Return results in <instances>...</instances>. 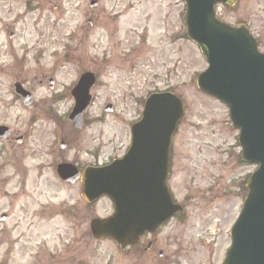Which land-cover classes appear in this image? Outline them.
Returning <instances> with one entry per match:
<instances>
[{
    "label": "rangeland",
    "instance_id": "374dc122",
    "mask_svg": "<svg viewBox=\"0 0 264 264\" xmlns=\"http://www.w3.org/2000/svg\"><path fill=\"white\" fill-rule=\"evenodd\" d=\"M90 1L0 0V124L27 136L21 146L0 143V216H6L0 264H130L109 242L90 236L89 222L109 214L107 202L88 207L80 185L61 183L55 167L70 163L81 170L120 159L144 100L160 92L175 94L184 108L171 146V188L185 205L184 224L172 227L170 236L192 260L204 257L209 264L212 255L218 264L239 207L229 184L256 167L239 164L237 131L226 108L196 89L206 64L184 36V4L97 0L90 11ZM217 17L245 25L264 53V0H237L230 11L219 7ZM19 69L21 77L34 78L29 109L10 94ZM85 72L96 83L82 128L75 130L67 120L70 90ZM42 77L54 81L52 91L47 83L36 86ZM107 105L111 113L103 112Z\"/></svg>",
    "mask_w": 264,
    "mask_h": 264
},
{
    "label": "water",
    "instance_id": "95a60500",
    "mask_svg": "<svg viewBox=\"0 0 264 264\" xmlns=\"http://www.w3.org/2000/svg\"><path fill=\"white\" fill-rule=\"evenodd\" d=\"M183 1L186 36L207 63L196 79L197 88L227 107L232 126L239 131L243 160L258 165L247 182L248 193L222 264H264V54L257 52L256 42L243 26L230 27L215 19L216 4L230 8L236 0ZM93 83V76L84 74L71 91L74 107L68 119L76 129L81 127ZM26 99L23 103L28 104ZM182 115L181 101L175 95H151L140 122L130 129L131 145L121 160L99 169L86 168L81 175L69 164L57 166L63 182L80 179L86 203L102 196L113 202L111 217L91 221L94 238L109 237L120 246L131 244L143 231L155 229L178 211L168 197L165 180L171 137ZM0 137H5L1 128Z\"/></svg>",
    "mask_w": 264,
    "mask_h": 264
},
{
    "label": "flooded vegetation",
    "instance_id": "af4514ba",
    "mask_svg": "<svg viewBox=\"0 0 264 264\" xmlns=\"http://www.w3.org/2000/svg\"><path fill=\"white\" fill-rule=\"evenodd\" d=\"M0 11L2 12L1 6H0ZM88 24L90 27L93 26V23L90 20H88ZM13 35H14V29L10 28L9 34L7 36L8 39L13 37ZM22 62L23 61H19L20 65ZM18 73H19L18 77L15 78L12 85L18 84L25 91L29 93H33L29 85L31 83V80H34V78L29 80V76L25 74L24 76L21 77L20 76L22 74L21 69L18 70ZM44 83H47L48 85V80L42 77L40 80L36 81V86L41 87L43 86ZM12 85L10 87V94L13 99L16 98L18 100L20 98L17 96L16 93L13 92ZM53 88H54V83L51 89ZM1 126L6 127L9 131V136H7L5 140H0L1 143L7 144L10 147H13V144H17L18 146H21L22 144H26L27 139L25 135H21L23 137L21 142L16 143L15 139H17L20 135H18L17 132H13L8 126H5V125H1ZM229 186L231 189H235L234 190L235 192L234 194H232V196L236 200L241 201L245 193V183L243 182V180H240L238 182H232L229 184ZM166 187L174 203H177L181 207V211L178 214H176L173 218L163 223L155 232L143 233L138 238L135 245L126 247L124 251H120V249L118 248L119 255L122 256L125 260L129 261L130 264H205L206 260L204 257H202L201 259L196 257L194 260H192L190 258L191 253H189V251L184 252L181 249L182 247L181 243L171 238L170 236L171 228L174 227L176 224H180V225L184 224L183 218H184V213H185L184 212L185 205L181 201H177L175 199V196L171 188L170 172L166 180ZM228 190L231 191L229 188ZM106 202L111 206V203L108 200ZM193 253H196V251H193ZM111 259L112 257L108 256L106 260H111ZM75 261L77 262L78 260L76 259ZM181 261L183 263H181ZM80 263L85 264L83 260ZM209 264H217V257L212 259V255H211Z\"/></svg>",
    "mask_w": 264,
    "mask_h": 264
},
{
    "label": "bare ground",
    "instance_id": "6f19581e",
    "mask_svg": "<svg viewBox=\"0 0 264 264\" xmlns=\"http://www.w3.org/2000/svg\"><path fill=\"white\" fill-rule=\"evenodd\" d=\"M19 198H22V199H24L25 197H24L23 195H21V196H19Z\"/></svg>",
    "mask_w": 264,
    "mask_h": 264
}]
</instances>
